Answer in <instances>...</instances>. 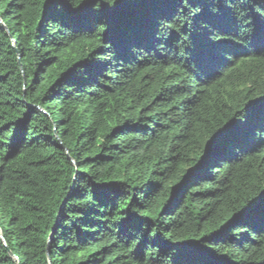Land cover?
Wrapping results in <instances>:
<instances>
[{
	"label": "trees",
	"instance_id": "1",
	"mask_svg": "<svg viewBox=\"0 0 264 264\" xmlns=\"http://www.w3.org/2000/svg\"><path fill=\"white\" fill-rule=\"evenodd\" d=\"M189 2L0 0V264H264V0Z\"/></svg>",
	"mask_w": 264,
	"mask_h": 264
},
{
	"label": "snow or ice",
	"instance_id": "2",
	"mask_svg": "<svg viewBox=\"0 0 264 264\" xmlns=\"http://www.w3.org/2000/svg\"><path fill=\"white\" fill-rule=\"evenodd\" d=\"M184 2H186V3H188V4H191L190 2H189V0H183V3ZM216 2L218 3V0H216ZM236 2H238V0H235V2H233V0H224V3H225V5H228V4H230V3H236ZM81 3H84V0H81ZM86 7H88V5L87 4H85V8ZM209 25H213L214 26V22H207ZM211 34V33H210ZM259 40H260V42L261 43H264V29H261V31H260V34H259Z\"/></svg>",
	"mask_w": 264,
	"mask_h": 264
},
{
	"label": "water",
	"instance_id": "3",
	"mask_svg": "<svg viewBox=\"0 0 264 264\" xmlns=\"http://www.w3.org/2000/svg\"><path fill=\"white\" fill-rule=\"evenodd\" d=\"M0 238L3 240V237H2V235H1V233H0Z\"/></svg>",
	"mask_w": 264,
	"mask_h": 264
}]
</instances>
